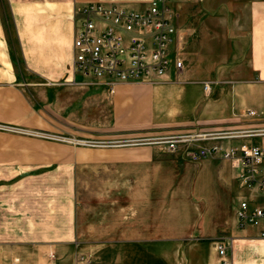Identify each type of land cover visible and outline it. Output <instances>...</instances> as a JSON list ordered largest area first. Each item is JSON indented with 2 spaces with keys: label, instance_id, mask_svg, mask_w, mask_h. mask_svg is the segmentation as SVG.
I'll list each match as a JSON object with an SVG mask.
<instances>
[{
  "label": "crops",
  "instance_id": "0c3cea01",
  "mask_svg": "<svg viewBox=\"0 0 264 264\" xmlns=\"http://www.w3.org/2000/svg\"><path fill=\"white\" fill-rule=\"evenodd\" d=\"M86 1L147 2L0 0V180L19 194L0 202V240L37 245L33 264H264L260 228L234 217L239 198L263 204L264 193L242 187L231 161H192L183 146L92 149L31 134L264 128V0H176L182 70L111 93L71 82L72 10ZM204 81L215 83L203 90ZM214 142L264 147V136L199 144ZM216 239L227 246L224 263Z\"/></svg>",
  "mask_w": 264,
  "mask_h": 264
},
{
  "label": "built area",
  "instance_id": "2783aa9c",
  "mask_svg": "<svg viewBox=\"0 0 264 264\" xmlns=\"http://www.w3.org/2000/svg\"><path fill=\"white\" fill-rule=\"evenodd\" d=\"M176 0H147L139 8L117 2L86 1L72 10V57L69 72L71 82L81 85H98L112 92L120 83L160 84L172 66L175 74L182 70L179 57L181 34L175 18ZM215 83L202 82L203 90ZM247 110V115H255ZM31 134L50 137L37 131ZM264 128L212 132H181L134 139L127 145L144 143L162 144L167 150L184 147L192 161L205 157L227 159L239 169V183L251 191L264 193V147L241 143L224 146L200 141L262 136ZM78 141L92 146H107L118 142ZM238 227H259L264 237V203L258 204L242 196L234 206ZM217 255L224 263L225 243L214 241ZM82 259V257L80 258Z\"/></svg>",
  "mask_w": 264,
  "mask_h": 264
},
{
  "label": "rangeland",
  "instance_id": "374dc122",
  "mask_svg": "<svg viewBox=\"0 0 264 264\" xmlns=\"http://www.w3.org/2000/svg\"><path fill=\"white\" fill-rule=\"evenodd\" d=\"M139 5V3H137ZM142 5V4H140ZM138 8V7H135ZM69 69V67H68ZM165 83V82H164ZM108 109L106 113V124L110 123L111 120V110L110 109V102H108ZM91 115V119L93 121H97L100 119L99 117V112H96V108H92L91 112L88 113ZM257 127H250L246 129H240V130H248V129H255ZM92 134H75V135H68V134H48L50 135L51 139L56 140V142L66 144L69 146H75V147H80V148H92V149H105V148H111L113 146H122V145H127L125 143H131L134 139L138 138H144V142H147V139L149 138V135L145 134H139L131 131H124L123 133H113L110 130L107 131L104 128H100L99 126H95L91 130ZM111 132V133H110ZM188 132V131H187ZM181 133V132H177ZM264 136V135H262ZM74 140H80V141H113V142H118L112 145H107L106 146H92L87 143H77ZM137 145H142V144H137ZM128 146V145H127ZM83 157V155H82ZM82 167V166H81ZM99 168L100 166L97 165ZM77 178H80L79 182L80 184L83 183L82 181L84 180V172L83 169L77 173ZM1 179V178H0ZM14 179V178H13ZM3 183H5L3 180H0V202H2L4 199L9 198V200L12 199V201H18L19 199V194L18 191H16L15 194L9 195V192H6L1 186ZM3 204H0V232L3 230ZM1 234V233H0ZM38 246L35 244H19V243H10L9 241L5 240H0V264H19L20 259H24L25 264H33L38 257L37 254H39L37 250Z\"/></svg>",
  "mask_w": 264,
  "mask_h": 264
}]
</instances>
